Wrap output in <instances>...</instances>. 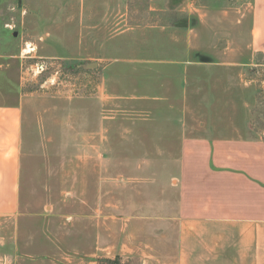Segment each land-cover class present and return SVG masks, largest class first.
<instances>
[{"label":"rangeland","instance_id":"1","mask_svg":"<svg viewBox=\"0 0 264 264\" xmlns=\"http://www.w3.org/2000/svg\"><path fill=\"white\" fill-rule=\"evenodd\" d=\"M249 2L0 0V69L19 83L26 118L19 211L0 217V264L155 261L148 240L125 243L129 219L149 208L133 202L176 208L196 167L213 173L211 157L181 158L182 131L212 139L246 118L264 129Z\"/></svg>","mask_w":264,"mask_h":264},{"label":"crops","instance_id":"2","mask_svg":"<svg viewBox=\"0 0 264 264\" xmlns=\"http://www.w3.org/2000/svg\"><path fill=\"white\" fill-rule=\"evenodd\" d=\"M249 1L247 60L257 56L264 64V0ZM3 76L8 80L0 84V217H12L19 211L26 118L19 83L0 69ZM181 136V158H213V166H207L212 175L202 176L205 168L196 167L198 181H182L176 208L166 198L133 202L149 208L129 219L125 243L148 240L155 260L150 264H264V129L246 118L212 139L186 138L184 130ZM185 138L213 149H189Z\"/></svg>","mask_w":264,"mask_h":264}]
</instances>
